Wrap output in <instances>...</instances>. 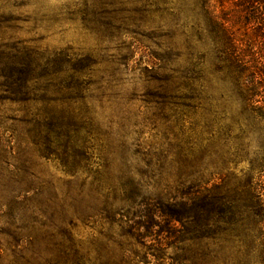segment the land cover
<instances>
[{"label": "rangeland", "instance_id": "374dc122", "mask_svg": "<svg viewBox=\"0 0 264 264\" xmlns=\"http://www.w3.org/2000/svg\"><path fill=\"white\" fill-rule=\"evenodd\" d=\"M199 11V0H0V264H244L238 238L221 236L213 256L212 228L197 241L191 218L171 216L196 185L233 189L264 154L195 32ZM198 72L199 100L181 99ZM237 120L247 135L226 140Z\"/></svg>", "mask_w": 264, "mask_h": 264}, {"label": "trees", "instance_id": "16d2710c", "mask_svg": "<svg viewBox=\"0 0 264 264\" xmlns=\"http://www.w3.org/2000/svg\"><path fill=\"white\" fill-rule=\"evenodd\" d=\"M199 6L198 15L204 21V27L198 24L195 32L200 38L206 30L217 60L215 71L232 85L240 103V113L250 128L258 129L264 137V0H199ZM22 74L20 71V77L13 82L15 92L25 101L30 90L29 79ZM200 77L199 72L183 77V86L191 93L181 99L199 100L195 83ZM39 78L42 75L35 79ZM72 87L65 89L70 91ZM159 97L165 96L160 94ZM80 98L71 95L66 99ZM237 122L236 134L231 127L226 128V140L247 135L240 120ZM255 165L247 179L233 189L228 188L222 177L205 192L196 185L197 190L190 194L192 197L182 203L188 208L171 214L178 221L191 218L197 241L204 237V229L212 228L209 229L211 240L216 247L218 245V250L212 251L213 256L220 251L221 236H230L239 239L244 264H264V154ZM194 257L198 260L203 254L197 252Z\"/></svg>", "mask_w": 264, "mask_h": 264}]
</instances>
